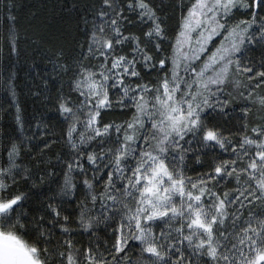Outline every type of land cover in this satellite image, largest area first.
<instances>
[{
  "label": "snow or ice",
  "instance_id": "6c2138e0",
  "mask_svg": "<svg viewBox=\"0 0 264 264\" xmlns=\"http://www.w3.org/2000/svg\"><path fill=\"white\" fill-rule=\"evenodd\" d=\"M17 8L0 5L9 62L28 39ZM61 9L84 39L51 53L69 87L54 97L60 135L17 104L19 131L0 140V264H264V0ZM46 183L28 208L21 187Z\"/></svg>",
  "mask_w": 264,
  "mask_h": 264
},
{
  "label": "trees",
  "instance_id": "16d2710c",
  "mask_svg": "<svg viewBox=\"0 0 264 264\" xmlns=\"http://www.w3.org/2000/svg\"><path fill=\"white\" fill-rule=\"evenodd\" d=\"M3 2L4 0H0V5ZM76 2L83 6L92 0H76ZM16 3L18 8L15 9V13L18 23L22 34H26L28 39L21 43L22 51L19 58H13L9 62L5 60L4 55H0V140L8 136H15L19 131L15 118L17 104L24 121L34 123L36 119H40L44 125L51 129V134L56 137L60 135L61 123L54 97L61 88L67 92L69 87L68 78L61 79L53 71L50 57L53 49L58 47L69 49L76 41L83 40L84 25L79 22L78 13H70L61 9L65 0H16ZM164 3L168 4L169 0H164ZM80 11H83V7ZM8 63L14 65L12 71L15 73V100L11 98L5 85L7 74L4 69ZM42 79L48 80L47 88L43 86ZM35 91H39L40 94L34 95ZM119 118L114 114H109L106 117V119L117 120ZM62 144V141H56L55 151L57 153L61 151ZM204 159L202 157V161ZM191 166L196 167L195 164ZM48 187L47 183L31 190L27 186H22L20 190L30 196L27 207L33 210L38 209L45 197L50 194ZM97 235L104 238L103 233ZM75 239L86 244L94 237L82 236Z\"/></svg>",
  "mask_w": 264,
  "mask_h": 264
}]
</instances>
